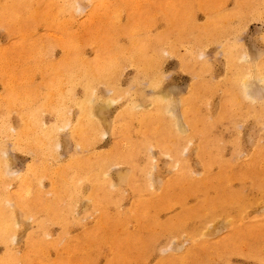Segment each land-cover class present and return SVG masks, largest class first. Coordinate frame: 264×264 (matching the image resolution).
<instances>
[{"label": "rangeland", "instance_id": "1", "mask_svg": "<svg viewBox=\"0 0 264 264\" xmlns=\"http://www.w3.org/2000/svg\"><path fill=\"white\" fill-rule=\"evenodd\" d=\"M2 1L4 0H0L1 17L3 16ZM30 1L29 6H24V8L38 6L34 4V0ZM107 1L108 8L103 10L102 6L96 5L94 0H78L84 10L82 9L71 17L70 7L69 4L66 5V0H43L39 6V11L43 14L40 16L42 20L39 19L37 22L31 20L26 16L28 13L23 10L19 13L21 15L17 16L18 18L11 19L8 23L4 22L5 24L1 23L0 49L7 51L5 55L9 56V59L6 60L10 64L0 68L3 73V75L0 74V98L7 94V90H5L8 86L7 71L17 74L16 84L25 96L30 92H35L37 88L42 93L49 88H51L50 90L56 89L55 80L57 78L56 75L54 76L51 64L62 61L65 55V43L70 41L75 43V49L77 47L80 49L83 58L92 59L95 57L96 43L102 44L104 36H107L104 41H108L109 51L114 47L112 43L115 44L116 41L118 46L128 47L133 35L149 36L153 39L160 37L162 41L159 43L160 50L158 51L160 57L159 77L156 78V74L152 73H149L150 77L144 76L142 72L137 71V66L135 64L134 66L130 59H128L130 62L123 61L117 78L119 90L116 91L119 95L114 102H111V105L108 104L110 100L107 99L112 94L115 95V92L110 94L106 85H99V92L108 96L107 99L105 97L104 100H96L99 108L104 107L101 112L103 113V132L106 134L103 133L92 145V148H84L78 147L73 136L71 137V132L64 129L61 131L63 143L58 146L59 149L57 148L60 162H65L71 158L74 152L80 155L95 152L104 153L109 149L124 152L129 146V141L141 143L146 136L150 135L153 138V141H150V147H152H149L152 157L147 161L143 152L137 155L138 168L136 176L131 181L132 165L129 162L110 166V178L119 183L118 188H113L116 191L115 196H117L118 202L117 204L112 203L104 209L109 218V225L112 226V233L107 235V240L99 243V246L93 244L91 249L86 246L89 238L87 233L95 232L96 234L98 230H101L99 227L101 212L93 206L92 201L88 200L92 183L89 180H83L84 192L76 201L75 213L64 221L70 225L67 233H64L61 219H55V214H47L43 209H40L30 212L26 217L23 213L24 210L17 208L18 219L22 224L18 227V238L14 240L12 250L16 254L18 253L17 255L24 254L27 250L28 234L39 231V224H48L51 240L57 241L63 236L65 237L59 246H50L45 257H42L43 262L41 260L40 263L37 260V263L34 264H76V262L77 264H264V199L258 200L264 194V106L261 105L264 103V85L258 76H252L255 83L252 87L257 96V101L252 103L254 108L249 106L250 102L236 93L238 84L241 85L238 80L241 79V75L238 72L242 67L253 69L254 66L247 64L250 59L260 64L264 63V1L251 0L250 5L245 6L242 11L239 10L241 0H204L205 3H202L201 0ZM243 1L245 3V0ZM45 2H48L46 6ZM63 6H66L67 10L59 13ZM222 16L225 18L221 19ZM211 19L217 20L219 27L217 33L210 38L204 37L205 39L201 42L200 34L204 32ZM58 21H62L61 24L65 22L67 27L65 29L58 28L57 25L60 24ZM71 34H79L80 36H77L79 39L74 36L75 38L72 40ZM157 41L153 42V47L157 45ZM37 50L39 53L36 52ZM246 53L250 58H246V61H249L239 63V55L245 54V57ZM235 62L239 64L236 66ZM39 67H43V69ZM3 70H6V73ZM253 70L256 71L255 68ZM258 80L260 82H257ZM77 86H75V93L80 96L83 87ZM157 87L160 88V91L172 95L171 97L176 99L172 98L174 101L178 100V107L174 102L177 108L173 107V115L175 119H181V125H186H183L184 132L180 134L179 140L167 141L169 137L175 138L176 130L172 134L167 128L168 125H163V118L168 112L164 114L161 103H156L153 100L161 94L158 93ZM194 87L197 93L194 91L191 101L189 100L187 104L184 102L185 105L182 104L184 99L191 97ZM42 93L36 97L38 103L36 105L41 107L44 101ZM7 100L9 101L8 98ZM131 100L135 106L140 104L145 107L140 108L141 111L152 110V115L140 119L141 124L138 119L128 117V134L123 136L116 130L121 129V125L126 122L124 110ZM237 100L242 101L240 107L235 104ZM98 102L101 103L100 106ZM192 102L198 108V114L194 117V110L191 108ZM0 105V119L7 115L9 117L8 125L12 126L13 133H18L23 126L22 114L25 109L16 106L11 111L6 108V103L3 102ZM44 110H46L45 107H42L41 116L44 122L46 124L53 123L54 113ZM77 110V107L71 109L74 121L77 119ZM157 112L159 113L157 114ZM190 117L199 119L198 126L193 125L199 129L191 128V125L188 124ZM204 124L208 127L204 142H206L205 147L210 154L202 156L200 144L203 141L201 131ZM141 126L146 129L145 132L141 133ZM156 126H158V130H155ZM195 132L196 136L190 138ZM182 137L189 139L184 140ZM13 141L12 137L6 136L0 131V148L5 149L4 154L7 153L6 156L3 154L5 163L11 160L12 166H10V162L7 163L11 168L10 171L13 173L18 170V172L15 171L18 174H8L0 180V198L5 201L7 191L13 192L14 195L20 193L19 177L29 173L27 172L29 164H35L33 168L36 169H42L44 166L42 155H37L32 148L18 147ZM8 156L9 160L5 158ZM213 158L214 160L211 161ZM184 159L185 161L182 162ZM49 161L54 167L56 160L49 158ZM39 163L40 165H38ZM151 165H155L154 170L151 169ZM143 166L150 168H148V173L152 172L158 189L153 195L147 193L142 195V191L137 185L144 180L143 174L139 170ZM184 166L185 171L191 174L189 178L182 172ZM52 167H49L48 175L42 171L36 180L37 184L35 183L34 189L38 185L41 192V198L38 200L40 202L53 197L50 177V168ZM1 178L3 177L1 176ZM193 179L198 182L199 187L184 192L186 185H189ZM221 179H224L222 187H220ZM40 180L41 182H39ZM173 181H175V186L170 187L167 193L171 195L181 189L184 192L183 195L175 198L176 201L174 198L162 201L161 198L159 203L148 206L150 203L148 199L154 198L160 193L163 195L165 185ZM23 193L22 190V195ZM226 193L235 195L231 202L204 209L207 201L217 202L219 199H223ZM238 193L242 196L240 200L237 199ZM139 200L143 201L145 206L142 204L139 206ZM55 207L60 206L55 205ZM143 207L148 209L150 220L145 219L142 212L140 216L135 213V208L136 211H141ZM195 209H200L201 214L198 212L188 214ZM241 212L244 213L241 214ZM47 215L51 217L47 218ZM57 216L59 217V215ZM179 220H182L179 228L169 226V223H173L171 226L178 225ZM206 221L208 222L205 223ZM144 222H147V225L149 222V228H153L149 230ZM208 223H210L209 226H206ZM163 226L168 227L164 228ZM198 227L201 230L203 228L205 230L206 227L207 234L203 238L208 241L206 242L208 245L205 247L199 246V241L195 244L196 241L190 238L191 232ZM209 227L210 231H208ZM119 230L120 232H118ZM98 233L103 234L102 230ZM127 235L135 241L142 237L145 243L141 245L145 246L140 254L134 248L127 253L124 248V254L117 256L113 239L116 243H123L125 246ZM64 243L74 244L71 247L72 252L63 247ZM171 245L181 251L174 252L171 248L166 251V248L172 247ZM7 251L6 243L0 241V257L5 256ZM171 253L173 260L163 261ZM72 258L74 263H70ZM185 258H187L186 263L183 260ZM85 260L86 263H84Z\"/></svg>", "mask_w": 264, "mask_h": 264}, {"label": "bare ground", "instance_id": "2", "mask_svg": "<svg viewBox=\"0 0 264 264\" xmlns=\"http://www.w3.org/2000/svg\"><path fill=\"white\" fill-rule=\"evenodd\" d=\"M42 1L43 0H34V4L38 5V6H33V7L30 6L28 8L29 10L26 7L24 8V6L28 7L29 4L31 3L30 0H4V1H2L1 7H2L3 16L2 17L0 16V24L4 23V22L8 23L9 21H11V19L18 18L17 16L21 15L19 13L22 12L23 10H24V12L28 13L26 16L31 18V20L33 19V20H35V22H37L39 19L42 20V18L40 17L42 13H41V11H39V6H41L40 4ZM70 1H72V2L70 3ZM50 2H52V1H50ZM94 2L96 5L102 6L101 8L103 10L108 8V1L107 0H94ZM201 2L205 3L204 0H201ZM240 2H239V10L242 11L245 6L250 5L251 0H245V3L243 0H241ZM47 3L48 2L44 3L45 6L47 5ZM67 4H69V7H70L69 11L71 12V17H73L75 13H77V12L79 13V11H82V9H83L82 4L81 3L79 4L78 0H75V1L66 0V5ZM25 9H27V10H25ZM44 9H45V7L43 6V10ZM111 9H112V7H111ZM66 10H67V7L63 6V7H61V10L59 11V13L64 12ZM95 18H93V19H95ZM223 18H225V17L222 16L221 19H223ZM54 21H52V22L55 23L56 21L55 22ZM60 22H62V21H60ZM68 22H69V20H68ZM64 23L63 24L60 23L59 25H57L58 28L65 29L67 26ZM173 27H174V25H173ZM218 28L219 27L217 25V20L211 19L209 21L208 25L205 27L204 32L200 34L201 35V39H200L201 42H202V40L205 39L204 37L210 38L211 36L216 35ZM125 30L127 31V29H125ZM103 35H104V32H103ZM74 36L77 37L80 35L79 34H71L72 40H74L73 39V38H75ZM138 36L139 35H133V39L130 41V44L128 47L120 46V45L118 46L117 41L115 42V44L112 43V45L114 47L110 51L107 48L108 41H104L105 37H107V36H104V37H102V44L96 43V45H95V57L92 59L83 58V56L80 52V49L78 47H77V49H75L74 47L76 45H74L75 43H72V41L65 43V45H66L65 46V55H64L62 61L59 63L51 64L52 69H53L52 71L54 72V76L56 75V78H57V80H55V82L57 83V88L56 89L52 88V90H50L51 88H49V90H47L43 93H42V91H38V88H37V90L35 92H30L26 96H25V94L23 95L20 92L21 89L16 84L17 83L16 81H18L17 80V77H18L17 74L12 73L11 71H7V73H8L7 85L8 86H6L7 89H5V90H7V94L0 98V103H3V102L6 103V105H5L6 108L11 110V111L13 110V107H16V106H20V107H22V109H25L26 111L25 110L23 111V114H22V125L23 126L18 133H16V134L13 133L12 126L8 125L9 117L7 115L5 116L6 119L5 118L0 119V131H2V133H4L6 136L12 137L14 140L13 143H15V145H17L18 147L32 148L33 152H36L37 155H42L41 158H42V160L44 159L45 161L43 160L44 166L42 169L33 168L35 164H33V165L29 164L28 171H27L29 173L19 177L20 193L14 195L13 192L7 191V198L5 197L6 201L0 198V241L5 242L7 245V249H8L6 255L2 256V258L0 257V264H34V263H37V260H38V262H40L42 260V257L43 256L45 257L47 250L50 248V246H59L62 243L65 236H63L62 239H59L57 241L51 240V238H49L50 234H49L48 224H39V231H37L35 233L28 234L26 252L24 254L17 255L18 253L16 254L12 250L13 249L12 245L14 244V240H16V238H18V233H19V232L17 233V231L19 229L18 227L21 226V224H22V223H20V220L18 219L17 208L23 209L24 210L23 213L26 217H28V214L30 212L39 211L40 209H43L47 214H55L56 215L55 219H58V218L61 219V223H63L62 227L64 229V233H67L69 231L70 225L64 221L67 218H69L72 214L75 213V204H77L76 201H77L78 197L84 192L83 185H82L83 180H89L92 183L91 191L88 195V200L92 201L93 206L101 212L100 213L101 216L99 219V227L103 232V234L101 235L98 233L99 231L101 232V230L97 229L98 234L97 233L95 234V232L87 233L89 238L87 241L88 245H86V246H89L88 248H90V249H91V245L94 246L93 244H97V246H99L98 244L99 243L101 244V242L103 243L104 240H107V238H108L107 235L112 233L111 232L112 226L109 225V222H108L109 218H108L104 209H106L112 203L117 204L118 200L116 198L117 196H115L116 191L113 188H118L117 186L119 183L116 182L114 179L110 178V172H109V170L111 168L110 166H112L114 164H120L121 162H129L132 165V176L130 178V181H131L132 178L136 176L135 173H136V170L138 168L137 159H136L137 155L143 152L146 155L147 161L151 159V157H152L151 152L152 151L150 152L149 150H151L150 148L152 146L150 147V141H153V138L150 135H148L145 137V139L141 143L129 141V146L126 149V151H124V152L119 151L117 149H111V150L109 149V151L104 152V153L95 152L93 154H88V155H80L77 152H74L72 154L71 158L65 162H60V156H59V153L57 151L59 149L58 146L61 143H63V141H62L63 137H62L61 131L64 129H68L71 132V137L73 136V140L76 142L78 147L81 146L84 148H87V147L92 148V145H94V143L98 140V138L104 133L103 132V125L104 124L102 123L103 113L101 112L102 111L101 109L104 107L102 106L99 108L97 106L96 100L97 101H99L101 99L104 100V98L106 97V99H107L108 96L102 95L101 92H99V85L100 84L106 85L109 88L110 94L115 92V95L112 94L111 97H109V99H107V100H110V102L108 104L111 105L112 104L111 102H114L116 97H118V95H119V94L117 95L118 92L116 91V90H119V88L117 87V81H118L117 78H118V72L121 68L120 66L122 65L123 61H129L128 59H130V61H132L133 65L135 64L137 66V71L142 72L144 76L150 77L149 73H152V74H156V78L159 77L160 74H159L158 69L160 68L159 67V58L160 57H159L158 51L160 50L159 43L162 40L160 39V37L153 39V38H149V36H146V37H138ZM77 38L79 39V37H77ZM97 40H99V39H97ZM155 41H157L156 42L157 45H155L153 47V42H155ZM35 45H33V46H35ZM39 46H41V45H39ZM31 47H32V45L30 46V48ZM38 49L40 50V48H38ZM5 52H7V51L0 49V68H1V66H7V64H10V63H8V60H6V59H9V56H7L8 57L7 58L5 55ZM36 52H38V50ZM244 55L245 54L239 55V57H238L239 63L246 61V58L250 59L247 53H246L245 57H244ZM199 57H200V55H199ZM42 59H43V56H42ZM123 59H125V60H123ZM10 60H12V59H10ZM247 61H249V60H247ZM238 62H235L236 66L239 64ZM248 63L250 64V66H252V67L254 66L256 71L253 70L254 68L249 69L246 67H242L240 72H238V74L241 75V79H238L241 82V85L238 82L239 84L237 86L236 93L238 95H241L242 97H244V100L251 103V105H249V106L254 108V104H252V103L254 101H257L256 100L257 96L255 95L256 93H254V90L252 87L255 84L252 76H258L259 80L262 81V83L264 85V63L260 64L258 62H255L254 60L251 61V59L249 62H247V64ZM39 68L43 69V67H39ZM6 70H3L4 73H6L5 72ZM24 71H26V70H24ZM0 74L3 75L2 72ZM25 75H27V74H25ZM151 80H153V79H151ZM259 80L257 82H260ZM159 83H158V85H159ZM4 85H6V84H4ZM63 85L65 86V88ZM77 85H81L83 87V91H82V94L80 96L75 93V86H77ZM156 89H157V91L159 89L158 93H161V94L159 95L158 98L153 99L154 102L161 103V108H162L164 114H165V112H168L165 115V117L163 118V125L165 126L167 124L168 125L167 128L170 129V132L172 134L174 133V130H176L175 138L168 136L169 139H167V141L170 142L174 139L179 140L181 138L180 134L182 132H184L183 128H185L184 126H186V125L185 124L181 125V123H180L181 119L178 118L179 115H177L178 119H175V117L173 115L174 114L173 107L174 108L178 107V105H177L178 100L174 101L173 99H175V98L171 97L172 95L170 96V94L168 95L167 93H164V91H160L159 87H157ZM194 91H195V87L192 90L191 97L184 99L182 104L185 105L184 102H186V104H187L189 102V100L191 101V98H192V95L194 94ZM41 93H42V98H44L42 107H45L46 110L53 112L55 115L54 122L51 124H46L44 122V119L41 116V114L43 112L42 107L39 105H36V104H38L36 97H37V95H41ZM7 98L9 99V101L7 100ZM174 102H176L175 104L177 105V107H175L176 105H174ZM100 104L101 103H99L98 105L100 106ZM235 104L240 107L242 105V101L237 100L235 102ZM179 105H180V103H179ZM261 105L264 106V103L263 104L261 103ZM156 106H157V104H156ZM73 107L78 108V110L76 111V114H77L76 121H74L72 119V116H71V109ZM170 107H172V108H170ZM140 108H145V107L143 105H140V104H137L135 106L133 103V100H131L130 103H128V106L124 110L126 113V118H124L126 122L123 121L124 123H123V125H121V129L116 130L119 134H121V135L123 134V136L125 134V136H127V134H128L127 132L129 130L128 120H127L128 117L138 119L139 124H141L140 119L142 120V119H145L146 116H150V114L152 115V112H151L152 110L151 111H147V110L141 111ZM191 108H193V110L195 111V112L193 111V117L197 116L198 108L194 102L191 103ZM46 110H44V111H46ZM7 112L10 113L9 111H7ZM159 112H157V114ZM153 113H154V111H153ZM73 117H75V116H73ZM193 117H190V122L188 121V124L191 125V128L192 127L198 128V127H194L193 125L198 126L197 121H199V119L195 118L196 119L195 120V119H193ZM163 125H162V127H163ZM203 127H202L203 130L201 131V134L203 133V141L200 144V151H201L202 156H204L205 154H208V155L210 154L208 149L205 147L206 142H204L205 132L207 133L208 127L205 124L203 125ZM141 128H140L141 133H142V131H144V132L146 131V129H143L142 126H141ZM155 130H158V126L155 127ZM104 134H106V133H104ZM196 134L197 133L195 132L193 135H191L190 138L195 137ZM182 138L184 140L189 139L188 137H187V139H186V137H182ZM127 140H129V139L127 138ZM188 143H191V142H188ZM178 144L181 145V143H178ZM151 145H153V144H151ZM4 152H6L5 149L3 150L0 148V177L1 176L3 177L0 180L4 179L5 175H8V174L12 175L13 173L16 174L18 172V170H15L17 172L13 171V173H12V171H10V169H11L10 166H12L11 162H10L11 160L9 161L10 163L7 162L10 164V166H8L7 163H5L6 161L3 157ZM6 154H4V155L6 156ZM43 156H44V158H43ZM5 158H7L8 160L10 159L9 156L5 157ZM49 158L56 160V164H54V167H52V164H50ZM177 159H178V156H177ZM213 160H214V158L211 159V161H213ZM184 161H185V159L182 162H184ZM40 163H42V161H40ZM40 163L38 165H40ZM176 165H177V163L175 164V166ZM154 166L151 165L152 170H154ZM253 166H255V165H253ZM49 167H52V168H50V173H51L50 177L52 179V189H53L52 195H53V197H51V199L48 198V200H43L42 202H40L38 200H40V198H41V192L38 188V185H36L37 186L36 189H34L35 188L34 186H35V183L37 184L36 180L42 171L46 175H48L47 171H48ZM148 168L149 167L144 168V166L139 168V170L143 174L142 177H144V180L142 183L141 182L137 183L140 190L142 191V193H141L142 195H144L146 193L149 195H153L157 189L154 178L152 177V172L148 173ZM182 172H183V174H186L185 176H188V178L191 176V174L188 171H185V166L182 167ZM248 172H252V171H248ZM20 175H21V173H20ZM222 177H224V176H222ZM175 181H173L170 184L165 185V189L163 188V190H164V193H162L163 195H161V193H160V195H156L154 198L148 199L150 202V203H148V206L159 203V199H161V198H162V201H164L168 198H172V199L178 198L181 196V194L183 195V193L185 191H189V190L192 191V190H195L199 187L198 182L195 179H193V181H191L192 183L189 182V185H186L184 192H182V190L180 189L179 192H176V193L170 195L167 193V191L170 187L175 186ZM39 182H41V180ZM204 182H207V181H204ZM255 185H257V183H255ZM40 186L42 188V185H40ZM222 186H224V179L220 180V187H222ZM13 190L15 192V189H13ZM22 190L24 192L23 195H22ZM167 194H168V196H167ZM234 197H235V195H232V193H226V196H224L223 199H219L217 201L218 203L216 201H211V200L207 201V203L204 205L205 206L204 209H206V207L213 208L217 205H223L224 203L231 202L234 199ZM241 198H242L241 194L238 193L237 199L240 200ZM261 199H264V194L260 198H258V200H261ZM175 201H176V199H175ZM168 202H169V200H168ZM137 203H139V202H137ZM141 204L143 206H145L143 204V201L142 202L140 201L139 206H141ZM55 205H59L60 207H55ZM135 206L137 207V205H135ZM141 212H142L143 217H145V219H147V220L151 219L149 211L146 207H143L141 209V211L140 210L136 211V208H135V213H137L138 216H140ZM196 212L201 214L200 209H195L194 211H192L188 214L191 215V214H194ZM224 213H223V215H224ZM242 213H244V212H241V214ZM57 215H59V217ZM48 217H51V216L47 215V218ZM227 220H230V219H227ZM180 221L182 223V220H179L177 222L178 225L171 226V225H173V223H169V226L171 228H174V227L179 228L181 226ZM207 222L208 221H206L205 223H207ZM226 222H228V221H226ZM144 224L147 225V222H144ZM209 224L210 223H208L206 226H209ZM124 226H125V224H124ZM124 226H123V229H124ZM147 226H148L149 230L153 228V227L149 228V222H148ZM212 226H210V227H212ZM163 227L165 228L168 226H163ZM210 227H209L208 231H210ZM121 228H122V226H121ZM156 230H158V229H156ZM203 230H204V228L202 230L200 229V227L195 228L191 232L192 235L190 236V238H192L193 241H196L195 244H197V241H199L198 245L205 247L208 245L206 243L208 241H206V239L204 240V238H203L204 235L207 234L206 233V231H207L206 227H205L206 231L205 230L203 231ZM118 232H120V230ZM121 234H122V232H121ZM127 236H126L125 246L123 245V243H116V241L113 239V244L116 247L117 256H120V254L121 255L124 254V251H123L124 248H126L125 251L127 253L129 250L131 251L134 248L138 252V254H140L141 253L140 251H142L143 247L145 246V245H141V244L145 243V241L143 240L142 237H139V239H136V241H135V239H133L132 237H130V236L127 237ZM173 240H175V239H173ZM174 242H172V243H174ZM84 243H86V242H84ZM104 243H106V242H104ZM71 244L70 243H64L63 247H65V249H67V251L69 250V252H72L71 247L74 244L73 245H71ZM225 244H226V241H225ZM233 246H235V245L233 244ZM170 248H171V250L173 249L174 252L181 251L179 248H176L174 245L172 247L166 248V251ZM83 250H85V249H83ZM48 253H49V251H48ZM172 255H173L172 253L169 254L168 256H166L163 259V261H166V259L167 260H173V257H171ZM35 260H36V262H34ZM72 260H73V258L70 259V263L73 262ZM77 260H79V259H77ZM183 260L186 263L187 258H185ZM42 262H43V260H42ZM44 262H46V261H44ZM84 263H86V260ZM43 264H45V263H43ZM52 264H54V263H52ZM76 264H77V262H76Z\"/></svg>", "mask_w": 264, "mask_h": 264}]
</instances>
